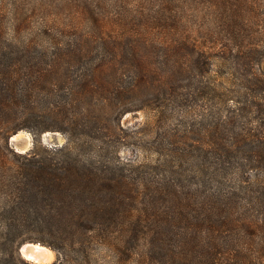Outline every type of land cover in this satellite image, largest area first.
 Returning a JSON list of instances; mask_svg holds the SVG:
<instances>
[{
	"label": "trees",
	"instance_id": "1",
	"mask_svg": "<svg viewBox=\"0 0 264 264\" xmlns=\"http://www.w3.org/2000/svg\"><path fill=\"white\" fill-rule=\"evenodd\" d=\"M140 36L107 33L96 22L88 34L57 49L45 69L0 72V134L7 142L22 128L39 141L49 132L67 138L62 147L18 155L24 163L8 181L14 180L16 187L9 197V214L0 215L5 231L0 246L9 244L16 253L26 243H41L62 257L71 252L74 258L68 255L65 264H81L91 255H83L89 235L120 222L122 242L129 237L141 241L148 264H264V247L253 244L264 231V221L233 213L232 198L220 188L234 160H247L241 148L249 142L258 144L254 166L264 167V75L254 73L264 47L237 51L238 68L249 67L251 74L239 103L255 108L257 114H252L251 124L246 122V133L239 138L225 134L246 118L243 109L231 111L225 120L210 125L211 130L196 131L188 152L199 189L183 197L174 185L168 193L160 188L153 196L157 200L139 208L143 193L151 189L131 176L115 174L114 158L111 161L108 155L120 127L114 129L109 120L145 111L146 105L133 101L143 91L169 100L185 96L181 91L186 77L204 75L213 67L204 47L189 39L163 45L162 61L153 63V57L140 55L145 43ZM7 47L16 49L14 54L22 48L13 43ZM223 51L225 55L231 49ZM5 170L0 168V185L9 171ZM20 227L52 241L32 237L12 241L11 232Z\"/></svg>",
	"mask_w": 264,
	"mask_h": 264
},
{
	"label": "rangeland",
	"instance_id": "2",
	"mask_svg": "<svg viewBox=\"0 0 264 264\" xmlns=\"http://www.w3.org/2000/svg\"><path fill=\"white\" fill-rule=\"evenodd\" d=\"M96 22L107 33H140L141 43L145 42L140 55L153 57V63L162 61L163 45L179 39L200 43L213 59L208 73L186 77L181 91L185 96L169 100L168 96L156 98L143 91L133 101L137 106L146 105L145 111L132 112L108 123L114 129L120 127L115 129L108 155L111 161L114 158L115 174L131 176L133 181L151 189L143 193L139 208L146 201L157 200L153 196L160 188H167L168 193L174 185L183 197L193 194L199 189L195 184L199 178L191 172L193 162L188 149L196 131H206L219 119L225 120L231 111L243 109L246 118L225 132L226 136L239 138L246 133V122L251 124L257 115L255 108L239 103L240 91L250 85L251 74L247 73L249 67L242 66L243 71L238 68L241 65L237 51L264 47V0H0V72L16 69L28 74L45 69L56 57L57 49L88 34ZM11 43L22 48L14 54L16 49L7 47ZM225 47L231 51L224 55ZM254 73L264 75V55L256 59ZM17 135L19 144L15 146L12 139ZM66 142V136L57 132L36 140L27 128L12 134L8 142L4 133L0 134V168L9 170L0 185V215L10 212L9 197L16 186L14 180L8 181L24 163L18 155L34 149L40 152L43 148L62 147ZM241 149L247 152V160H234L230 176L221 180L220 188L223 195L232 198L233 213L264 221V167L254 166L258 144L249 142ZM101 232L89 235L83 255H91L81 264H148L141 241L129 237L126 243L122 242L120 222ZM4 233L0 227V236ZM29 237L52 241L49 236L32 234L21 227L13 229L10 235L12 241ZM27 244L41 245L55 254L51 263L44 264H65L68 255L74 258L71 252L62 257L57 250L41 243L24 245ZM253 244L264 247V231ZM21 248L15 253L9 244L0 246V261L38 264L25 259Z\"/></svg>",
	"mask_w": 264,
	"mask_h": 264
},
{
	"label": "bare ground",
	"instance_id": "3",
	"mask_svg": "<svg viewBox=\"0 0 264 264\" xmlns=\"http://www.w3.org/2000/svg\"><path fill=\"white\" fill-rule=\"evenodd\" d=\"M18 140H19V135L14 136L12 142L18 143ZM27 249L33 250L34 251L33 255L31 256L28 255V253L26 252ZM22 255L25 257V259L38 264L51 263L55 258V254L50 249L43 247L41 245H31V244H27L22 248Z\"/></svg>",
	"mask_w": 264,
	"mask_h": 264
},
{
	"label": "water",
	"instance_id": "4",
	"mask_svg": "<svg viewBox=\"0 0 264 264\" xmlns=\"http://www.w3.org/2000/svg\"><path fill=\"white\" fill-rule=\"evenodd\" d=\"M18 144H19V142H18V143H15V146H18ZM19 148H20V146H19ZM23 151H24V150H23ZM24 152H25V151H24ZM24 246H25V245H24ZM24 246H23V247H24ZM23 247H22V248H23ZM22 248H21V252H22ZM26 252H27L28 255H30V256L33 255V253H34V251L31 250V249H27Z\"/></svg>",
	"mask_w": 264,
	"mask_h": 264
}]
</instances>
